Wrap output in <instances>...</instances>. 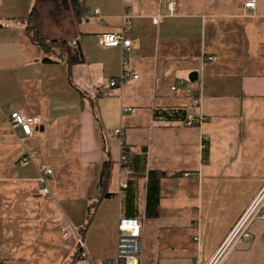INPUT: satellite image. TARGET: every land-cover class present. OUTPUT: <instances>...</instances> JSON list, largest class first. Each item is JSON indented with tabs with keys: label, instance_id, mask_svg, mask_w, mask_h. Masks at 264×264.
<instances>
[{
	"label": "crops",
	"instance_id": "0c3cea01",
	"mask_svg": "<svg viewBox=\"0 0 264 264\" xmlns=\"http://www.w3.org/2000/svg\"><path fill=\"white\" fill-rule=\"evenodd\" d=\"M35 1L0 0V264H90L78 236L94 261L112 259L122 218L142 223L140 264H209L264 187V0H84L74 66L31 40ZM108 34L131 51L101 47ZM124 59L140 79L112 87ZM179 109L186 122L154 116ZM12 113L42 124L26 136ZM251 233L222 264H264V218Z\"/></svg>",
	"mask_w": 264,
	"mask_h": 264
},
{
	"label": "built area",
	"instance_id": "2783aa9c",
	"mask_svg": "<svg viewBox=\"0 0 264 264\" xmlns=\"http://www.w3.org/2000/svg\"><path fill=\"white\" fill-rule=\"evenodd\" d=\"M134 1V0H131ZM173 5V4H172ZM247 8H254L255 2L251 1L246 4ZM156 23L158 21H155ZM99 44L101 47L108 48H120L123 53L131 51L132 41L125 37L124 34H108L103 35L100 38ZM73 46H78V40L75 39L72 42ZM212 60V58H209ZM127 79L138 81L140 76L135 73L130 66L129 62L124 59L122 75L111 82L112 87H117L126 82ZM8 121L13 129L20 128L26 136L33 135L34 128L42 124L39 118H27L20 113H12ZM192 124V121L189 122ZM115 135L121 137L123 135L122 130H116ZM129 159L127 156L122 155L120 159V165L125 170ZM52 170L48 169L44 171L39 178V183L43 186L40 190V196L43 198L52 197V193L48 187L47 177L52 175ZM126 188L127 185H122ZM264 218V187L252 202L250 207L242 215L238 223L235 225L223 245L219 249L218 253L212 259L209 264H222L229 253L239 244L248 242L252 239L251 228L253 224L258 220ZM142 223L138 219L134 218H122L118 223V244L117 252L114 258L106 261H94L89 255L84 239L78 236L77 253L79 258L90 262V264H140V257L143 252V239H142ZM74 233V229L71 226H67L63 229L64 236H69Z\"/></svg>",
	"mask_w": 264,
	"mask_h": 264
},
{
	"label": "trees",
	"instance_id": "16d2710c",
	"mask_svg": "<svg viewBox=\"0 0 264 264\" xmlns=\"http://www.w3.org/2000/svg\"><path fill=\"white\" fill-rule=\"evenodd\" d=\"M86 17L84 0H36L34 10L28 19L27 30L31 40L40 46L45 54V62L65 60L70 66L83 64L85 58L80 46H73L72 42L78 38V27ZM187 110L179 109L172 111L156 112L165 122H186ZM208 145L204 149V159L208 153ZM127 156L125 148L123 151ZM144 153H146L144 149ZM141 158V164L145 162V155ZM128 157V156H127ZM129 159V158H128ZM135 159H129L126 168H132ZM104 188L108 184L107 171L104 173ZM159 174L149 173L148 178V202L147 216H158L159 204ZM131 180V179H130ZM129 180L127 192L132 195L133 186ZM109 197V195H107ZM133 196H130L132 200ZM92 216V214H90ZM91 218V217H90Z\"/></svg>",
	"mask_w": 264,
	"mask_h": 264
},
{
	"label": "water",
	"instance_id": "95a60500",
	"mask_svg": "<svg viewBox=\"0 0 264 264\" xmlns=\"http://www.w3.org/2000/svg\"><path fill=\"white\" fill-rule=\"evenodd\" d=\"M198 79V73H193L191 76H190V80L191 81H196Z\"/></svg>",
	"mask_w": 264,
	"mask_h": 264
}]
</instances>
